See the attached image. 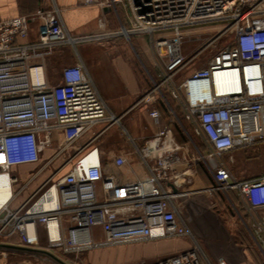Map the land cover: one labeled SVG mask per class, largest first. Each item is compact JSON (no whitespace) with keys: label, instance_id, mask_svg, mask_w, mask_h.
<instances>
[{"label":"built area","instance_id":"obj_1","mask_svg":"<svg viewBox=\"0 0 264 264\" xmlns=\"http://www.w3.org/2000/svg\"><path fill=\"white\" fill-rule=\"evenodd\" d=\"M98 5L123 7L124 21L117 30H109L103 20L96 33L72 34L56 7L0 20V173L8 177L10 187L0 206V237H15L18 246L37 249L39 224L46 250L59 258L187 238L190 248L154 264H212L184 220L180 202L187 195L184 186L196 174L194 166L202 164L214 186L199 193L223 195L264 256V174L237 181L219 161L232 163L234 150L264 146V0H103ZM32 23L37 40L20 43ZM206 28L213 35L186 58L185 40L193 41L189 35ZM146 36L164 73L140 102L150 104L158 97L168 106L165 89L174 99L183 95L185 114L201 144L185 130L186 144L176 141L169 124L179 121L169 106L168 123L151 109L149 117L158 126L154 136L140 148L131 140L132 149L114 162L122 166L136 156L146 174L120 184L104 178L96 149L82 152L74 145L94 124L120 125V118L108 111L81 63L64 67L53 85L46 79V61L61 46ZM204 53L210 56L202 68L175 81ZM51 132L57 134L61 166L24 204L11 209L12 186L18 182L12 171L37 163L41 152L53 147ZM66 166L69 170L60 174ZM99 182L106 193L123 192L100 201L95 190ZM233 193L236 204L229 196Z\"/></svg>","mask_w":264,"mask_h":264},{"label":"crops","instance_id":"obj_2","mask_svg":"<svg viewBox=\"0 0 264 264\" xmlns=\"http://www.w3.org/2000/svg\"><path fill=\"white\" fill-rule=\"evenodd\" d=\"M85 1L86 0H0V20H9L19 16L30 15L39 8L51 9L56 7L61 10L60 16L63 26L72 34L85 35L96 33L99 30L100 22L103 20L108 29H113L112 22L115 19L112 10L98 5V3L103 0H91V4H85ZM37 35V26L32 23L29 27V33L26 39H20L19 42L36 41ZM136 41H139L138 37H136ZM104 47L105 45L99 42L79 44L75 48L61 46L54 49L46 61V79L50 84H53V79L49 72L54 65H61L63 63L70 66L77 63L83 65L84 72L92 79L108 111L120 118V125L108 126L105 121L94 124L77 138L74 144L75 149L80 148L83 150L82 152L96 149L104 178L124 184L140 179L146 174V170L140 164L136 156L129 158L127 163L122 166H117L114 163L115 159L118 156L125 155L132 149L131 140L140 148L144 141L154 136L158 126L153 119L149 117L148 112L151 109H156L160 113L164 123H168L170 120L171 112L168 108L169 105L167 106L158 97L150 104L141 103L140 100L143 96L151 90L149 86L151 82L148 83L147 77L144 74L141 75L139 67L135 62L131 63L129 59H124L121 54L117 53L113 48L106 50ZM58 54H60L59 57L56 56ZM153 56L155 57L154 54ZM155 60H157V63L152 64L151 67L158 72L155 81L157 83L159 80L158 75L164 73V70L156 57ZM57 79L59 81V76ZM151 87H153V83ZM164 93L171 105V107H169L179 121V123L169 124L173 136L175 137L174 131L176 130V124L187 141L188 138L184 135L183 130L187 132L189 137L196 144L200 145L201 141L199 137L195 135L190 119H188L185 114L183 95L178 94V98L174 99L169 94V90L165 89ZM51 135L53 138V147L42 151L37 163L25 164L12 171V174L17 176L18 182L12 186V198L8 204L11 209H16L24 204L31 195L46 183L52 173L61 166L63 156H56L55 149L57 146L55 141L57 134L51 132ZM179 144L184 145L186 143ZM231 155L232 158L238 157V149L234 150ZM219 161L230 172L229 162H227L226 158ZM194 167L196 174L189 187L194 190L200 187H204V189L211 188L209 185L211 181L214 184V181L212 178L208 177V173L203 165L196 164ZM69 168L70 166H66L64 171H61L60 174L67 172ZM1 170L2 166L0 165V171ZM230 174L232 175L231 172ZM95 190L100 201L115 199L116 197H120V194L123 192L106 193L103 182L97 183ZM203 194L207 193H196V195ZM219 195V193H213L209 196L214 202L208 204L209 207L212 204L213 207L222 205ZM186 197L187 195L184 196L182 200H185ZM63 222V225H65V219ZM240 222L239 220L234 223L230 219H225L224 222L220 220L216 222L209 219L205 222L207 224L206 234L203 235L201 233L200 236L197 235L198 226L195 225L194 231H196V236L199 239L197 243L212 264H255L264 258L254 245L243 224ZM35 228L39 237V246L40 244H47L41 225L36 224ZM17 243L18 241L15 237H0V264H23L24 261L22 263H14L9 262L8 259H10V261H15L16 257L26 254L47 257L49 260L59 264L52 258L37 252L39 250L49 252L46 250L47 248L44 249L43 247H39L37 249H27L18 246ZM147 243L148 244L144 246H151L153 244L160 245L159 247H161V249L154 253V255L158 257L164 253L176 254L183 252L190 248L191 241L187 238H177L149 241ZM133 245L134 244H127L117 247L127 246L126 248L124 247V252H129L128 248ZM135 246H139V244H135ZM49 253L51 254V252ZM52 255L62 260L58 256ZM62 261L65 262L64 260ZM24 263L26 264L28 262Z\"/></svg>","mask_w":264,"mask_h":264},{"label":"rangeland","instance_id":"obj_3","mask_svg":"<svg viewBox=\"0 0 264 264\" xmlns=\"http://www.w3.org/2000/svg\"><path fill=\"white\" fill-rule=\"evenodd\" d=\"M112 12L115 20L112 22L113 29L109 28V30H117L120 26V22L124 21L123 7L118 6L115 10H112ZM195 33L196 34L189 35L191 36V40L193 41L185 40V43L183 44L182 52L186 58H190L196 52L197 48H199V46H201L205 42L207 37L209 35H213V31L211 32L210 28L200 29ZM221 41L222 39L220 40V42ZM99 42H102L103 45H105L104 48L106 50L113 48L117 53L121 54L124 59H129V62L131 63L135 62L139 67L141 75L144 74L147 77V82H151V85L152 83H156V74L158 72L152 69L151 65L154 63L156 64L157 60H155V57L152 54L150 37H139V41H136V37H134L131 38L130 42H127L122 38H113L102 41H95L92 43ZM56 56L59 57L60 54ZM209 56V53H204L203 55H201L198 60L189 65L187 70L177 75L175 77V81H181V79H183L191 70L202 68ZM67 66L70 65H66L65 63L61 65L57 64L53 66L52 70H50L49 73L53 79V85H57V78L60 71ZM151 85L149 84L150 89L153 88L151 87ZM232 160V163H228L229 169L237 181L251 180L264 174V146L262 145H255L246 149H239L238 157H233ZM208 176L211 178L209 174ZM210 186H214L212 181L209 187ZM199 189L200 191L204 190V187H200ZM199 189L194 190L190 188L189 185H185L183 190L186 191L187 197L185 200L180 201L183 210V218L186 221L187 225H189L196 241H198L199 239L196 236V231H194L195 225L198 226L197 235L200 236L201 233L203 235L206 234L207 224L205 222L209 219H212L216 222L218 220L224 222L225 219H230L234 223L240 220L238 218V213L231 207L230 203L223 195H219V197H221L220 201L222 202V205H217L216 207L211 208V206L209 207L208 204L214 203L213 199L209 198L208 194L196 195V193L199 192ZM199 194H201V192ZM229 196L234 204H236L237 202L235 194L233 193ZM236 209L238 211V208ZM147 244V242L139 244V246H135L134 244L133 246L128 248L129 252H124V247L126 248L127 246H115L99 248L98 250H89L79 254L69 253L64 255L60 254V252L55 253L60 254V258L64 260L66 264H154L159 260L161 261L174 255L171 253H164L156 257L154 253L157 250L161 249V247H159L160 245L153 244L151 246H144ZM42 245L40 244L39 247H43L44 249L47 248V244ZM8 261L14 263H22L23 261L28 262L26 264H56L52 260H49L47 257L30 254L16 257L15 261H10V259H8ZM24 262L23 264H25ZM255 264H264V258H262L260 262H257Z\"/></svg>","mask_w":264,"mask_h":264},{"label":"bare ground","instance_id":"obj_4","mask_svg":"<svg viewBox=\"0 0 264 264\" xmlns=\"http://www.w3.org/2000/svg\"><path fill=\"white\" fill-rule=\"evenodd\" d=\"M218 80V79H217ZM10 194L9 180L4 173H0V206L6 202Z\"/></svg>","mask_w":264,"mask_h":264},{"label":"trees","instance_id":"obj_5","mask_svg":"<svg viewBox=\"0 0 264 264\" xmlns=\"http://www.w3.org/2000/svg\"><path fill=\"white\" fill-rule=\"evenodd\" d=\"M167 103L168 105L171 107V105L169 104V100L167 99ZM178 116V115H177ZM175 127H176V130L174 131V135H175V138L176 140L179 142V143H186L187 140L186 138L181 134V132L179 131V128L176 126L175 124ZM206 172V171H205ZM207 174V173H206ZM208 175V174H207ZM209 177V176H208ZM210 178V177H209Z\"/></svg>","mask_w":264,"mask_h":264},{"label":"water","instance_id":"obj_6","mask_svg":"<svg viewBox=\"0 0 264 264\" xmlns=\"http://www.w3.org/2000/svg\"><path fill=\"white\" fill-rule=\"evenodd\" d=\"M7 247H9V246H7ZM37 252L42 253V254H44V255H46V256L52 258L53 260H55V261L58 262L59 264H66L65 262H63L62 260L56 258L55 256H53L52 254H50V253L47 252V251L39 250V251H37Z\"/></svg>","mask_w":264,"mask_h":264}]
</instances>
